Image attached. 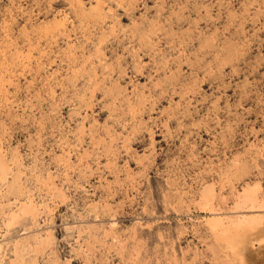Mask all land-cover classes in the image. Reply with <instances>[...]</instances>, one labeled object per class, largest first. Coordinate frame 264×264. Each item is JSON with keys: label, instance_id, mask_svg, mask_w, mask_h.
Here are the masks:
<instances>
[{"label": "bare ground", "instance_id": "bare-ground-1", "mask_svg": "<svg viewBox=\"0 0 264 264\" xmlns=\"http://www.w3.org/2000/svg\"><path fill=\"white\" fill-rule=\"evenodd\" d=\"M263 11L264 0H0V264H264L263 213L217 212L225 180L235 209L264 206L259 180L234 184L252 168L239 155L220 191L203 179L189 198L214 212L200 247L180 248L181 224L180 253L172 224L119 227L116 198L132 187L146 213L157 208L153 190L163 213L191 206L185 140L192 129L237 128L234 106L250 85L226 77L252 58L247 27ZM87 183L97 201L79 195ZM69 200L72 219L58 224L54 211Z\"/></svg>", "mask_w": 264, "mask_h": 264}, {"label": "rangeland", "instance_id": "rangeland-1", "mask_svg": "<svg viewBox=\"0 0 264 264\" xmlns=\"http://www.w3.org/2000/svg\"><path fill=\"white\" fill-rule=\"evenodd\" d=\"M263 15L261 16V18L259 19V20H257V22H255V24H252V22L250 23L249 22V25H248V27H247V32H248V36H246V39H248V42H249V48H250V53H251V51H252V53H251V57L252 58H250L249 60H248V62L249 63H246V62H244V63H242L241 64V66H240V73L239 74H230V76L229 75H227V79L229 80V81H231L233 84L236 82V81H238V80H240L242 77V83L240 82V84H239V86L241 87L242 86V84H244L246 87L247 86H249V88L247 87V89H249L248 90V95L246 96V98L247 99H245V97H243V98H241V100H239L238 101V105H237V107L236 106H234L235 107V111H234V116H233V122H234V124L235 123H238L237 124V128L236 129H232L233 131L232 132H230V134H229V131L227 132V129H206V130H204V129H192V132L188 135L189 137H188V139H186L187 141L189 140V144L187 143V141L185 140V142H186V145H188V147L186 148V149H189V151L188 152H190V151H192L191 152V154L193 153V152H195V153H193V155H190V156H187V158H186V162H185V159H184V162L182 161V163L181 164H183V163H185V165L183 166L185 169L184 170H186V171H184V170H182L183 169V167H182V174H184V178H186V181L188 182H186L187 184H188V188H186L187 190H189V192H188V205H189V203L192 201L193 202V204H192V202L190 203V205L191 206H188V207H186V208H188V209H186V208H184V212L183 213H178V212H175L173 209H171L170 211H167V212H164L163 213V208H161V206H159L158 207V205H160L159 204V200H160V198L158 197L157 198V196H156V194H158L156 191H152V195L154 196V197H152V200H154V198H155V200L154 201H152V203L154 204H157V208H155L154 206L155 205H153V208H154V210H155V212L154 211H152V210H148V215H147V213H146V211L144 212V210L145 209H142V207L145 205V204H142V203H145V193L144 194H142L141 192H140V190L139 189H136V188H133V190H132V187L131 188H127L126 189V191L127 192H129V194H127V195H129V196H127V195H125L124 196V199L126 198V200H122V199H120V198H123V197H120V195L121 194H119V193H122V192H119L118 194H116V195H118V196H116V198H117V203H118V199L120 200V201H123V202H119L118 203V205L120 204V203H123L124 205V209H123V206L120 204L118 207L119 208H117V210H118V226L119 227H121V228H123V227H125V226H127V224L126 223H129L130 224V222H136V219L138 220L139 219V221H137V222H144L145 220L147 221V219H149L150 220V222H151V226H150V224L148 225L147 224V226H146V224L145 225H141V227L143 228H146L145 230H150L151 228L152 229H154V226H157L158 225V223H161V224H159V225H163V224H165V225H171L172 224V227H173V225H175V224H181L182 226H183V232H182V234H181V239L179 240L180 241V248L182 247H186V244L187 243H190V244H192V242L194 241V242H196L198 245H199V247L200 246H202L203 245V243L202 242H200V238H199V236L197 235V234H199L200 233V231L202 230V229H206L207 227H208V225L206 224V220H207V218H211V216H213V211L212 210H207V209H199V207L200 206H198V204L199 203H197L198 202V197L195 199V200H197L196 202H195V200H194V197H193V200H191L190 201V199L189 198H191L192 196H193V193L196 195V193L195 192H197V190H198V187L199 188H202V186L207 182V181H210V182H216V188H218V190L219 189H221L220 187L221 186H219L220 184H221V182H220V180L219 179H221V177L222 176H224L222 173H224L225 172V169H226V167H227V170H229L230 169V171H229V173L231 174V168H232V170H233V167L234 166H232V165H234L235 164V161L236 160H238V159H236L237 157L239 158V156H240V161H246V162H249L250 164H251V166H252V168H251V173L248 175L247 174V176L245 175V177H242V178H240V179H242V180H238V181H235V185H239L237 188H240V190L242 189V187L241 186H243L242 184L243 183H241V182H243V181H245V180H250V178H252V180H256V181H258L259 180V182H260V191H259V198L260 199H262V204H264L263 202H264V11H263V13H262ZM263 20V21H262ZM251 25H252V27H251ZM259 26V27H258ZM257 27V28H256ZM251 28H253V29H251ZM258 29V30H257ZM262 29V30H261ZM249 30V31H248ZM254 31V32H253ZM252 32V33H251ZM250 33V34H249ZM259 33V34H258ZM256 36V37H255ZM258 38V39H257ZM254 39V40H253ZM254 41V42H253ZM262 53V54H261ZM258 56V57H261L260 58V65L258 66L257 64H255V57L256 56ZM260 55V56H259ZM253 62H254V65L256 66H252V64H253ZM250 64H251V66H250ZM242 66H243V68H242ZM245 66V67H244ZM249 67V68H248ZM255 67V69L256 70H254L253 68ZM245 68V69H244ZM244 71H246L245 73H244ZM254 71V72H253ZM256 71H257V74H256ZM252 73V74H251ZM239 75H241V77H239V79H238V76ZM253 76V77H252ZM229 77V78H228ZM245 78V79H244ZM248 79V80H247ZM227 80V81H228ZM234 80H236V81H234ZM247 80V81H246ZM248 82V83H247ZM232 83H230V84H232ZM252 88V89H251ZM240 89V88H239ZM229 93H231V92H229ZM261 93V94H260ZM250 94V95H249ZM257 94V95H256ZM254 96V97H253ZM261 96V97H260ZM253 99V100H252ZM246 100V102H244V101ZM256 100V101H255ZM258 100V101H257ZM233 101V100H232ZM259 101H261V102H259ZM239 102H240V104H239ZM242 102V103H241ZM251 102V103H250ZM242 104V105H241ZM248 104V105H247ZM246 105V106H245ZM250 108V109H249ZM256 108V109H255ZM237 109H239L240 111H238ZM243 109V110H242ZM246 110V111H245ZM249 110V111H248ZM238 111V112H237ZM239 112H240V115H239ZM245 112V113H244ZM238 113V114H237ZM244 115H243V114ZM236 115H238V116H236ZM242 115V116H241ZM240 118V119H238V118ZM245 117V118H244ZM235 119V120H234ZM243 119V120H242ZM245 121V122H244ZM239 122H240V124H239ZM239 126V127H238ZM244 127V128H243ZM199 130V131H198ZM215 130V131H214ZM217 130V131H216ZM212 131V132H211ZM219 131V132H218ZM207 132V133H206ZM214 132V133H213ZM223 132V133H222ZM211 133V134H210ZM213 133V134H212ZM226 134L225 135V137H223L224 135L223 134ZM197 134V135H196ZM200 134V135H199ZM205 134V135H204ZM208 134V135H207ZM220 134V135H219ZM210 135V136H209ZM215 135H217V136H215ZM200 136V137H199ZM203 137V138H202ZM221 137V138H220ZM197 138V139H196ZM202 139V140H201ZM193 140H194V142H193ZM212 140V141H211ZM216 140H218V141H216ZM230 140V141H229ZM191 141H192V143H195V144H193L192 145V143H191ZM210 141V142H209ZM14 142V141H13ZM208 142V143H207ZM214 142V143H213ZM217 142V143H216ZM229 142V143H228ZM198 143V146L196 145ZM212 143V144H211ZM224 143V144H223ZM191 145H192V148H191ZM190 146V147H189ZM201 146V147H200ZM196 147V148H195ZM200 147V148H199ZM21 149H25L24 148V146H23V148H21ZM158 149V148H157ZM196 149V150H195ZM140 150H141V148H140ZM184 152H187V151H184ZM199 152V153H198ZM197 153V154H196ZM196 154V155H195ZM200 154V155H199ZM237 155H239V156H237ZM199 156V157H198ZM189 157V158H188ZM194 157V158H193ZM219 157H221V158H219ZM190 158H191V160H190ZM210 158H211V161H210ZM223 158H227V159H223ZM244 158V159H243ZM27 159V158H26ZM25 159V161H27ZM207 159H208V161H207ZM220 159H222L221 161H222V163L221 162H219L220 161ZM242 159V160H241ZM205 160V161H204ZM234 160V161H233ZM238 160V161H239ZM251 162H250V161ZM190 161V162H189ZM192 161V162H191ZM195 161V162H194ZM196 161H198V162H196ZM210 161V162H209ZM225 162V164H224V162ZM226 161H228V162H232L233 161V163H231L232 165H231V167H229L228 165H230V163H228V162H226ZM238 161H236V163L238 162ZM218 164H217V163ZM253 162V163H252ZM186 163H188V164H186ZM195 163V164H194ZM203 163H205L206 164V166H205V164H203ZM213 163V164H212ZM216 163V164H215ZM228 165H227V164ZM198 165V166H197ZM213 166V168L211 167L210 168V166ZM218 167H217V166ZM188 166V167H187ZM197 166V167H196ZM205 166V167H204ZM221 168H220V167ZM191 167V168H190ZM194 167V168H193ZM209 167V168H208ZM229 167V168H228ZM188 168V169H187ZM219 168V169H218ZM202 169H204L203 171H202ZM210 171L211 169V171L209 172L208 170ZM55 169H53V171H54ZM207 172H206V171ZM206 173H205V172ZM217 171H218V173H217ZM204 172V173H203ZM208 173V174H207ZM214 173V174H213ZM228 173V174H229ZM202 174L205 176L204 178H202ZM220 174H222V176L220 177ZM254 174V175H253ZM151 176L152 175H154L153 173H151L150 174ZM211 175V176H210ZM186 176V177H185ZM207 176V177H206ZM219 176V177H218ZM249 176V177H248ZM109 177H111V176H109ZM156 178L155 176H152L151 177V179H154V178ZM182 177H183V175H182ZM197 178V179H196ZM207 178V179H206ZM219 178V179H218ZM247 178H249V179H247ZM254 178V179H253ZM257 178V179H256ZM203 179H204V182H202L203 181ZM213 179V181H211ZM219 180V182H218V180ZM207 180V181H206ZM217 180V181H216ZM233 180V179H232ZM93 181H96V180H94L93 179ZM206 181V182H205ZM223 181V180H222ZM231 180H229V182H230ZM196 182V183H195ZM199 182H202V184H200ZM223 182H225L224 183V187L221 189L222 190V192L224 193L223 195L225 196V198L226 199H224V198H222L223 199V201L222 202H220L221 204L223 203V205H221V208L220 209H218L217 210V212H218V215H220V216H222V217H225L226 215L228 216H230L231 214L233 215V214H236L237 212L239 213L240 211H241V213H247L248 215H249V213H257V214H261V213H263L262 215H264V206L262 207V208H242V210L241 209H235V195H233L232 193H229V194H227V193H225L226 191L228 192L229 191V189L231 188V187H229V184H232L231 182H233V181H231L230 183H227L228 181L227 180H225V181H223ZM220 183V184H219ZM152 184V183H151ZM192 184V185H191ZM219 184V185H218ZM95 186V185H92V184H85V189H87L88 191H86V192H84L85 190L82 188V189H80V192L82 191V193H84V194H79V195H82V196H85L87 199L89 198V201L91 200V201H93L94 199V197H95V201H97L96 199L98 198L97 196L98 195H100V192L95 188V187H91V186ZM189 185H190V187H189ZM226 185V186H225ZM235 185H234V187H235ZM218 186V187H217ZM230 186H232V185H230ZM153 188V187H152ZM191 188V189H190ZM197 188V189H196ZM94 189V190H93ZM129 189H130V191H129ZM154 189V188H153ZM97 190V191H96ZM137 190V191H136ZM138 190H139V192H138ZM200 190V189H199ZM225 190V191H224ZM220 191V190H219ZM236 191V190H235ZM133 192V193H132ZM95 193V194H94ZM99 193V194H98ZM137 193H139V194H137ZM86 194L88 195V196H86ZM123 194V193H122ZM133 194V195H132ZM136 196H135V195ZM142 194V195H141ZM230 194H232V195H230ZM261 194V195H260ZM263 194V195H262ZM130 195H132L131 197H130ZM144 195V196H143ZM159 195V194H158ZM222 195V196H223ZM228 195V197H226ZM230 195V196H229ZM123 196V195H122ZM135 196V197H134ZM92 197V198H91ZM119 197V198H118ZM143 197V198H142ZM233 197V198H232ZM262 197V198H261ZM135 198V199H134ZM140 198V199H139ZM143 199V200H142ZM157 199H159V200H157ZM192 199V198H191ZM225 200V201H224ZM234 200V201H233ZM125 201V202H124ZM144 201V202H143ZM150 201V200H149ZM221 201V200H220ZM158 202V203H157ZM195 202V203H194ZM226 202H227V204H226ZM234 202V203H233ZM73 203V204H72ZM136 203H141V204H136ZM151 203V202H150ZM197 203V204H196ZM231 203V204H230ZM148 204V203H147ZM195 204V205H194ZM68 205V209H66V206ZM70 205V206H69ZM134 205H136V206H134ZM152 205V204H151ZM74 207V202H73V200H69V202H68V204L67 203H63L62 205H60L59 207H58V209L56 210L55 209V211H54V214L56 213V220H58V224H60V223H62L61 221H63V219H66V218H68L67 216L69 215V219L68 220H71L72 219V217L70 216V214H71V210L73 209V207ZM122 206V207H121ZM224 206V207H223ZM232 208H231V207ZM141 207V208H140ZM145 207V206H144ZM143 207V208H144ZM223 207V208H222ZM60 208V209H59ZM201 208V207H200ZM71 209V210H70ZM120 209V210H119ZM122 209H123V211H122ZM131 209V210H130ZM136 209V213H135V210ZM139 209V210H138ZM149 209H150V207H149ZM159 209V210H158ZM190 209V210H189ZM222 209V210H221ZM224 209V210H223ZM226 209V210H225ZM235 209V210H234ZM244 209V210H243ZM249 209V210H248ZM70 210V211H69ZM124 210H125V212L126 211H129L128 213L126 212H124ZM138 210V211H137ZM159 211V213L160 214H158V211ZM162 210V211H161ZM189 210V211H188ZM228 210V211H227ZM230 210V211H229ZM236 210H238V211H236ZM246 210V211H245ZM256 210V211H255ZM73 211V210H72ZM151 211V212H150ZM183 211V210H182ZM212 211V212H211ZM228 212V213H226V212ZM244 211V212H243ZM252 211V212H251ZM121 212H123V213H121ZM139 212V213H138ZM140 212H141V214H142V216L140 215ZM157 212V213H156ZM216 212V211H215ZM216 212V213H217ZM232 212V213H231ZM66 213V214H65ZM70 213V214H69ZM121 213V214H120ZM129 213H131V214H133V216L130 214V215H128ZM151 214V216H150V214ZM156 213V214H155ZM162 213V214H161ZM166 213V214H165ZM177 213V214H176ZM62 216H61V215ZM127 214V216L125 217V215ZM136 214H138V216L136 215ZM158 214V215H157ZM169 214V215H168ZM175 214V215H174ZM147 215V216H146ZM159 215H161V216H159ZM166 215V216H165ZM63 216H64V218H63ZM121 216H123V218L125 219H128V220H126L125 219V221H123V222H125V223H123L122 222V220H124V219H121L120 217ZM136 216V217H135ZM140 216V217H139ZM145 216V217H144ZM154 218H153V217ZM163 216H164V219H163ZM171 216V217H170ZM226 216V217H227ZM71 217V218H70ZM128 217V218H127ZM131 217V219H129ZM148 217V218H147ZM157 217V218H156ZM161 217H162V219H161ZM172 218L171 220H169V218ZM225 217V218H226ZM59 218V219H58ZM135 220H134V219ZM147 218V219H146ZM151 218V219H150ZM153 218V219H152ZM158 218H160V219H158ZM62 219V220H61ZM121 219V220H120ZM155 220H156V222H155ZM159 220V221H158ZM127 221V222H126ZM145 221V222H146ZM142 222V223H143ZM154 222V223H153ZM171 222V223H170ZM177 222V223H176ZM156 223V224H155ZM128 224V225H129ZM155 224V225H154ZM205 224V225H204ZM203 225V226H202ZM123 226V227H122ZM148 226H150V227H148ZM207 226V227H206ZM264 226V225H263ZM149 229H148V228ZM206 227V228H205ZM124 229H127L126 227L124 228ZM165 231V230H164ZM166 232V231H165ZM173 232L174 233H176L175 232V226L173 227ZM173 232H172V234H173ZM3 233H5V231L3 230V232H0V244H2V242L5 240V237H4V234ZM59 234V233H58ZM178 234L176 233V235L174 236V240L175 241H177V242H175V245L177 246V249L179 248L178 246H179V241H178V239L176 238V236H177ZM4 237V238H3ZM164 237V238H163ZM163 237H158L159 239H161V238H163L162 240L164 241V243L166 242V244H167V242H168V240L167 239H169V238H167V236H166V234H165V236L163 235ZM166 237V238H165ZM4 240H3V239ZM200 239V240H199ZM74 242V241H73ZM182 242V243H181ZM161 243V244H160ZM164 243L161 241L160 242V240H159V245H161V247H163V245H164ZM178 243V244H177ZM163 244V245H162ZM67 245V244H66ZM69 245V244H68ZM68 245L66 246V249L67 250H69L70 249V247L68 248ZM70 246V245H69ZM164 247H165V245H164ZM163 247V248H164ZM166 247H167V250H169L170 249V244H167L166 245ZM165 247V248H166ZM257 247H259V244H258V242H255V245H254V249L255 248H257ZM0 248H1V246H0ZM163 248H161L162 250H163ZM164 248V249H165ZM178 249V251H177V253H180V251H181V249ZM64 248H62V250H63ZM66 250V251H67ZM64 251V250H63ZM0 252H1V249H0ZM68 254V253H67ZM69 255V254H68ZM206 258V259H205ZM74 260V259H73ZM73 262V261H72ZM207 262H208V258L207 257H202V259H201V264H207ZM157 263V262H156ZM188 263H189V261H188ZM158 264V263H157ZM164 264H166L165 262H164ZM189 264H192V263H189ZM215 264V263H214Z\"/></svg>", "mask_w": 264, "mask_h": 264}]
</instances>
